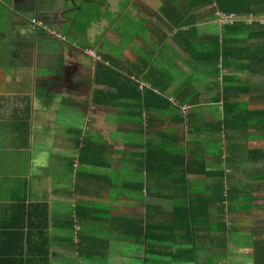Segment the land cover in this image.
<instances>
[{"label": "crops", "instance_id": "1", "mask_svg": "<svg viewBox=\"0 0 264 264\" xmlns=\"http://www.w3.org/2000/svg\"><path fill=\"white\" fill-rule=\"evenodd\" d=\"M150 1H145L144 4L149 8L148 11L155 10L152 7L158 8L159 18L163 22L162 28L158 25L154 29L151 27L152 35L148 26L143 35H132L135 45L131 42L127 45L124 60L120 56L119 59L113 60L124 62L127 66H130V63L136 64L140 71L142 68L138 60L142 55L135 51V46L139 45L141 50L150 48V55L158 54L159 48L168 51L167 55L175 52L179 56L175 80L182 77L180 86L187 78H192V83L186 87H191L190 93L197 94L194 96L188 93V97L195 99L193 105L187 104L186 101L180 105L178 117H184L182 125L169 122L171 118L176 119L175 112L159 113L162 116L151 113L153 119L150 139L159 141L160 136L169 135L176 140L174 133L180 135L182 131L185 134L182 144L173 147L182 148L188 138L195 137L196 140L187 144L191 148L192 157L196 156L197 152H203V159L209 169L219 168L216 159L221 149L226 150L223 145L228 152L244 157V160H233L231 165H228L229 172L224 184L229 187V196L220 202L213 188H209V183H213L215 177L217 180V174L185 175L186 183L189 182L187 188L193 186L191 189L196 190L197 187L194 186H203L199 190L205 191L200 194L209 195L205 202H199L198 208H205L209 212V219L202 223H207L211 230L206 231L207 228L204 227L195 233L196 238L192 239L196 247L194 260L172 257L173 248L186 246L187 241L184 238L158 241L155 245L157 248H170H166L160 255H148L144 252V244L134 239L132 234L136 232L137 223L132 222L128 234L124 232L121 224L123 216L116 215L113 220L96 221L82 212L83 217L78 219V224H73L72 230L69 231V220L74 214L75 203L88 202L95 206V202L99 203L103 196L97 189L107 190L109 186L106 181L107 170H126L122 166L114 168L111 163L107 166L96 160L91 166H82L88 174L78 182L79 186L82 185V191H76L75 168L79 155L76 139H79L80 144L84 136H93L104 141L100 134L93 132L91 126L95 124L93 119L110 118L104 109L106 105L93 102V90L106 88L107 85L106 81L102 80L103 76L96 79L97 62L103 63V66L112 64L119 69V65L111 61L112 57L106 53L108 48L104 44L105 41L114 43L118 40L114 27L124 12L115 11L118 8L116 0H100L99 10L90 15L87 14V9L85 17L76 0H0V264H28V259L29 262L47 260L49 264H89L91 259L99 261L100 264H120L121 258H129V264L134 260L137 261L136 264H217L221 260V264H227L225 260L231 261V264H252L255 258L253 248L256 246L258 254L259 249L264 247V194L260 193L264 189L262 124L259 129H254V125L250 126V133L241 128L227 129L225 140L223 130H215V126L217 120L222 117L218 104H221L223 97L231 102L236 98L228 93L229 81L225 94H221L222 82L220 87H217V84L212 85L220 76L205 73L202 65L195 66L192 70L188 64L191 60L190 53L193 55L208 47V38L213 34L221 40L224 37L221 35L222 26L239 20L224 22L222 18L227 12L218 8L217 0H167L161 6L158 0H154L155 5ZM168 3L180 9L175 18L171 16L172 23L162 12ZM115 5L116 9L112 8ZM136 7L133 0H127L122 10L135 15L139 11ZM142 13L141 10L137 16L143 17ZM185 14L194 18L192 27L183 35L185 46L182 48L172 41L174 29L171 27H175L178 17ZM32 19L43 27H33ZM160 37L164 40L159 44ZM90 43L93 45H89ZM213 45L214 42L212 47ZM146 53L149 55L148 49ZM147 66L143 73L148 72ZM242 81L249 83L251 89L245 97L238 98L249 100L246 108L264 109V100L253 97L264 95V85L261 89H255L251 81ZM207 92L208 95H201ZM216 94H219V99ZM92 104L94 108L91 110ZM115 115L116 113H113V116ZM187 117L191 125L186 124ZM204 117L208 119H203ZM250 118H254L256 125L262 121L255 115ZM115 121L119 122L114 119ZM158 124L161 126L157 127ZM186 128L192 132L190 135H187ZM163 132L166 133L162 134ZM251 135H257V140ZM208 145H211L209 149ZM112 151L122 153V150L116 148ZM106 152L105 146L103 157L110 161L106 158ZM224 154L225 152H221L222 156ZM122 163L120 161L119 165H123ZM127 167L132 170L131 166ZM164 173L173 174L166 170ZM178 176L179 173L175 175ZM154 185L156 183H153L151 188ZM162 185V190L150 196V204L165 207L162 210L165 216H168V210H171L172 206L189 203L185 199L187 193L176 191L167 186V183ZM111 191L120 195L123 192ZM90 198L96 200L90 201ZM33 203L43 204L47 208L45 225L50 235L47 245L40 241L29 242L35 237L33 234L41 238L44 226L41 212L31 205ZM115 209L117 206L114 207L111 203V210ZM141 209V215L136 212L129 217H142L145 213L144 204ZM155 210L158 213L156 207ZM110 214L112 215L111 211ZM228 217L235 224H230ZM156 218L157 215L151 208V222H155ZM28 219L37 222L35 227L30 225L34 222H28ZM32 228L34 229L31 230ZM78 231L88 234L94 232L95 236L105 238L108 244L107 247H101L103 255H80L76 242ZM153 231L150 229V234ZM233 233L250 237L242 240ZM151 245H154L152 240ZM261 256L264 257V251L260 253L259 257Z\"/></svg>", "mask_w": 264, "mask_h": 264}, {"label": "trees", "instance_id": "2", "mask_svg": "<svg viewBox=\"0 0 264 264\" xmlns=\"http://www.w3.org/2000/svg\"><path fill=\"white\" fill-rule=\"evenodd\" d=\"M217 1L218 8L227 13L234 12L243 15L247 13L252 14L255 17L264 15V0ZM165 8L167 10L163 9L162 12L172 23L173 20L171 16L175 18L180 9L171 6V3L166 4ZM192 18L194 17L190 16V14L180 15L175 27H171L174 29V33L171 36L172 41L182 48L185 46L183 35L187 34L186 32L192 27ZM182 26H186V28H182ZM221 33V35L224 36L221 40L216 34H213L211 38H208L210 43L208 47L196 54L192 55L190 53L191 60L188 64H190L192 70L195 66L198 67L202 65L205 68V73L211 76H220V81L223 84L221 94H225L229 81L228 93H231L236 98L231 102L227 101L225 96L223 97V101L221 102L222 117L217 120V125L215 126V130H223L224 138L226 140L227 129L233 130L234 128H241L243 130H248L252 125H254V129L255 127L256 129H259L261 128V124L264 125V109L246 108V104L249 100L245 101L238 98L241 92L245 91L247 93L250 91V84L242 81L235 73H220L222 69L236 67L246 70L247 73L264 74V22H260L259 20H252L251 22H245L242 20L234 21L232 24H225L222 26ZM163 40L164 38L160 37V39H158L159 44L162 43ZM213 42L214 45L212 47ZM173 53L172 60L169 59L170 63L168 64L164 58L167 55L166 51L163 48H159L158 54L152 56L150 70H148V72L143 73V69L148 65L146 58L144 59L143 65H139L142 69H140V71L138 70V77L128 74V71L126 72V70L121 72L112 64L103 66V63L97 62L95 70L96 79L103 76L102 80L106 81L107 85L106 88H96L93 90V102L118 107L115 117L116 120H120L118 115L121 114L123 115L121 118L122 121L131 120L139 123L138 127L131 131L130 134V136L132 134H137V137L135 138L136 141L134 140V142H130V145L137 149H131L130 151L122 150V153H126L129 156L120 159L124 160L122 163L123 165L126 167L131 166L132 170H107L106 181L109 184V186H107V191L109 188L117 187L118 191L124 192L125 190V192H131V190H134L153 196L156 191L164 188L162 184L167 183V186L170 188H173L176 191L182 190L187 193L185 199L189 201L186 205L179 204L177 206H172L171 210H168V216H165V213H163L164 211L162 212L165 207L144 202L145 213L142 217L130 218L123 216V218H121L124 232L130 234L129 227L132 225V222L137 223L136 232L132 234L134 239H138L144 244V252L148 255H160L166 248H170H157L155 245H157L158 241L163 240L166 242L177 238H184L186 239L185 241H187L186 246L181 245L173 248L172 257H182L187 261H191L194 260V252L196 250L192 241L193 238H196L195 233L199 230H203L202 228L204 227L207 228L206 231L211 230V227H208L207 223H202L205 222L206 219H209V212L206 211L205 208H198L199 202H205L209 195L208 193L200 194V192L196 190L192 191L191 187L187 188L186 185L189 186V182L186 183L185 175L186 173L201 174L204 176H207V174L210 173H212V176L217 174V180L215 177V181L209 183V188H213L214 193L217 195V200L220 202L229 196V187L225 185L224 182L226 181V176L229 172V166L231 165V162L235 160L236 155L228 152L225 145H223V149L226 150L222 151L221 149L216 159L217 164L220 165L219 168L209 169L205 159L200 158V156H203V152H197L196 156L194 155V157H192L191 148H189L187 144L196 140L195 137L192 136V138H188L185 142V146L182 148H173L176 145L179 146L182 144L185 136L182 131L180 135L174 133L177 136L176 140L169 135H165L160 136L159 141H153L150 137L142 141L140 134H145L147 128L152 126L151 121L153 118L150 116L151 113L158 112L162 114L165 113V111L175 112L174 116L176 119L171 118L169 122H177V124L179 123L182 125L184 117H178L180 105L185 101L186 103H192V105L195 103V99L190 96L188 97V93L194 96L197 94H194L193 92L190 93L191 87H186L187 85H190V82L192 83V78H187L180 86L178 85L171 91L167 92L178 74L176 71L178 64L175 62V59H178L179 56L175 54V52ZM111 61L115 62L113 59H111ZM132 65L133 64L130 63V66ZM126 73L128 75H125ZM148 74H150V76ZM141 82L146 83L147 86L141 85ZM213 84L216 85V81H214L212 85ZM216 96L217 99L220 98L219 94H216ZM253 97L264 100V95H254ZM254 115L262 119L258 125L253 122L254 118H250ZM189 116L190 115H188V117ZM188 117L186 118V124L191 125V121H189ZM187 128L190 129L189 127ZM188 129L187 135H190L192 132ZM164 133L166 132H163L162 134ZM134 137L135 136L132 138ZM126 139H129V137L124 140ZM80 141L81 144L79 139H76V144L78 143L79 148V155L77 159V167L75 168V184L76 191L78 192L82 191V185H78L79 180H81V178L84 179V176L88 174L82 166H91L96 160L102 161V164L107 166L111 163L103 157L105 145H103L101 140H98L93 136L90 138L84 136ZM221 152H225L224 156L221 155ZM164 170L173 174H165ZM122 173H124L125 179L123 178ZM177 173H179V176L175 177ZM153 183H156V185L151 188ZM112 193L109 206L108 202L105 204L104 201H100L99 203L95 202V206L88 204V202H76L74 206V214L72 215L71 220H69V231L72 230L71 228L73 227V224H78V219L83 217L82 212L84 215L87 214L90 219H96V221L98 219L113 220L115 217L110 214L111 203L112 201H115V196L118 197L120 194H117L118 192ZM119 199L120 198L117 200ZM31 205L36 206L39 209V212H41L44 226L41 238L39 235L33 234L35 237L31 239L29 238V242L40 241L47 245L50 240V235L45 225L47 224L48 216L47 208L43 204L38 203H33ZM103 205H105L106 208L101 207ZM155 207L158 209V213L156 212ZM151 208H153L154 214L157 215L155 222H151L150 220ZM221 208L222 207H220V210ZM28 222H34L30 224L34 227V224H37L34 219H28ZM111 225L113 226L114 223L112 222ZM221 225L224 228V223H222V221ZM33 229L34 228L31 230ZM150 229L154 230L152 234H150ZM91 230L93 231V229ZM93 233L88 234L82 231L76 232V242L78 244V252L80 255H85L87 257H99L103 255L101 253V247H107V240L105 238H99ZM150 240L153 241L154 245L150 246ZM262 243H264V240ZM263 251L264 247L260 248L259 253L257 254L256 246L253 248L255 258L252 264H264V257H259L260 253L262 254ZM29 261L30 259L27 260L28 264H49L47 260H38L35 262Z\"/></svg>", "mask_w": 264, "mask_h": 264}, {"label": "rangeland", "instance_id": "3", "mask_svg": "<svg viewBox=\"0 0 264 264\" xmlns=\"http://www.w3.org/2000/svg\"><path fill=\"white\" fill-rule=\"evenodd\" d=\"M100 0H87V1H83V0H76L77 4H80L81 10H82V15L85 17V12L88 9L87 14L93 15L96 13L97 10H99V3ZM115 1V0H114ZM148 1V0H133V3L137 6L136 8L139 9V11H137V13L135 15L132 14V12L129 11H123V6L126 5L127 0H116V2L118 3V8L116 9V5L113 6L112 8H115L117 10H121L122 12H124V14L120 17V21L117 22L115 24L114 27V31H116L118 34L116 35V37L118 38L117 41H115L114 43H109V42H104V44L106 45V47L108 48V50L106 51V53H109V55L112 57L111 59L115 58V59H119V56L122 60L123 59V55H124V51L125 48L127 47V45L131 42L133 45H135L134 40V36L132 37V35L134 34H142L143 32L147 29L148 30V26L150 27V33L153 35V32L151 30L154 29L155 27L158 26H162L163 22L161 21V19L159 18V13H158V8L157 7H152L155 10L150 9L148 11L149 8H146L144 2ZM167 1V0H158V2H160V6L163 5V3ZM146 3V2H145ZM150 3L152 5H155L154 0H151ZM112 5V3L110 4V6ZM142 10V14H144L143 17H138L137 15L140 13V11ZM104 12H102L103 14ZM147 24V25H146ZM162 28V27H161ZM169 32V30H168ZM141 37V36H140ZM143 38V37H142ZM145 40V39H144ZM139 43V41H138ZM149 44V43H148ZM89 45H93L92 43H90ZM139 45H137V47L135 46V51L138 53H141V58H139L138 63L140 65H143L144 59L146 58L147 62H148V66H147V71L150 70V61H152V56H154L153 54L150 55V48H147L149 51V55L146 53V50H141L138 48ZM168 52V51H166ZM172 53H170V55H166L164 58L166 60V62L169 64L170 60H172ZM178 59H175V62ZM119 61V60H118ZM115 61L116 65H119V70L121 72L128 71V74H132L134 76L138 77V68L136 66V64L132 65V66H127L124 62H118ZM225 72H231V73H235L236 76L240 79H245V80H249L251 81V84L253 86H255V89H261V87L264 85V75H259V74H253V73H247L246 70L244 69H240V68H236V67H230L228 69H222V73ZM127 73L125 75H128ZM150 76V74H148ZM182 77H179V79L175 80L172 85L170 86V88L167 90V92L171 91L173 88H175L177 85H179L181 83ZM142 85L147 86L146 83L141 82ZM217 87L221 86V81L220 79L218 81H216ZM215 87V86H214ZM209 92L207 93H203L201 94L202 96L204 95H208ZM211 94V93H210ZM247 95V93L245 91L241 92L239 94L238 97H245ZM244 99V98H241ZM112 102V101H111ZM110 102V104H111ZM187 104H190V102H187ZM94 104L91 105V110ZM218 106L220 107V109L222 110V106L219 103ZM96 110H98V108L95 107ZM104 109L106 110V114H108L110 117H114V118H109L108 120L103 119V120H98V119H93V121L95 122V124H92L91 129L93 130L94 133L96 134H100L102 136V138L104 139L103 144H105L106 148H107V159L110 160L111 162V166L112 167H119L122 166L123 169H130L129 167H125V165H119V162L122 161L124 162V160H120L124 157H128L129 155H127L126 153H121V152H113V148L119 149V150H125V151H130L131 149H137L136 147H133L132 145H130V142H134L135 138L137 137V134H131V131L135 130L138 127L139 123H136L134 121L131 120H124L121 121V118L123 117V115H118L119 122L116 123V121L114 122V119L116 117L113 116V113H117V109L118 107L112 106V105H106L104 107ZM112 114V115H111ZM155 115L159 114L158 112L153 113ZM104 115V114H103ZM160 116H162L161 114H159ZM107 116V115H106ZM204 116V113H203ZM103 117V116H102ZM194 119V116H193ZM203 119H208L206 117H204ZM114 122V123H112ZM161 124H158L157 127H160ZM264 126V125H263ZM150 127L147 128V132L141 133L140 136L142 137V141H144L145 139L150 137ZM133 133V132H132ZM113 136V137H112ZM133 136H135L134 138H132ZM253 139L257 140V135H251ZM129 137V139L127 140H122ZM136 141V140H135ZM214 147V145H212ZM211 147V145L207 146V149H209ZM200 158H203V156H200ZM240 160H244L243 155H237L235 158V161H240ZM123 178L125 179L124 173H122ZM116 178V176H115ZM193 188V186H191ZM197 187L196 191L201 192V191H205L204 190H199V188H203V186H194ZM98 193L103 195L101 198V202L104 201L105 204H107L108 202V206L110 203V197L113 194L111 190H117V187L114 188H110L108 189V192L106 193L107 190H102V189H97ZM111 191V192H110ZM194 191V189L192 190ZM261 194H264V189H262L260 191ZM104 194H106V196L104 197ZM259 194V193H257ZM115 201H112V205L115 207L117 206V209L115 210H110L113 216H126L129 217L131 215H133L134 213H138L139 215H141L142 213V207L144 202H149L150 203V196L147 195L146 193H140L134 190H131V192H122L120 196L116 197L115 196ZM120 198L118 201L117 199ZM96 200V198H90V201H94ZM103 208H106L105 205L101 206ZM93 221H89V223H92ZM228 222L230 224H235L233 221H230V218L228 217ZM86 224V223H85ZM95 224V223H94ZM233 235L237 236L238 239H242V240H247L250 237L248 235H239L238 233H233ZM232 237V236H230ZM231 250V249H230ZM222 261V260H221ZM221 261H219L217 264H221ZM227 264H231V261H227L225 260ZM131 261H129V258H121L120 259V264H129ZM136 260H134L132 262V264H136ZM159 264H162L161 262H158ZM67 264H71L70 262H68ZM89 264H100L99 261L95 260V259H91L89 261ZM109 264V263H108Z\"/></svg>", "mask_w": 264, "mask_h": 264}, {"label": "built area", "instance_id": "4", "mask_svg": "<svg viewBox=\"0 0 264 264\" xmlns=\"http://www.w3.org/2000/svg\"><path fill=\"white\" fill-rule=\"evenodd\" d=\"M224 22H231L234 20H244L245 22H251L252 20H259L260 22H264V15L255 17L252 14H246V15H238L235 13H226L224 18H222ZM32 23L35 27H43L40 23L35 22L34 19H32Z\"/></svg>", "mask_w": 264, "mask_h": 264}, {"label": "clouds", "instance_id": "5", "mask_svg": "<svg viewBox=\"0 0 264 264\" xmlns=\"http://www.w3.org/2000/svg\"><path fill=\"white\" fill-rule=\"evenodd\" d=\"M31 23H32V20H31ZM32 25H33V23H32ZM33 27H35L34 25H33ZM142 85V84H141ZM262 132H263V134L262 135H264V126L262 125ZM77 164V163H76Z\"/></svg>", "mask_w": 264, "mask_h": 264}]
</instances>
